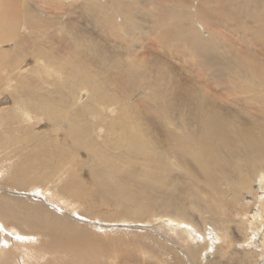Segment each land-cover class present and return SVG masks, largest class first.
<instances>
[{"label": "bare ground", "instance_id": "6f19581e", "mask_svg": "<svg viewBox=\"0 0 264 264\" xmlns=\"http://www.w3.org/2000/svg\"><path fill=\"white\" fill-rule=\"evenodd\" d=\"M151 1L128 0L131 3L125 4L122 0H99L95 6L92 4L90 10L96 17L101 16L100 9L109 8L122 16L124 21L133 17L142 18V15L153 24L158 21L159 36L171 37L170 40L180 47L183 42L189 43L199 54L198 63L208 68L210 78L207 82L206 77L202 80L197 78L189 91L177 90L172 99L168 98L160 106L162 121L160 118L159 123L146 121L154 128L153 131L137 124L138 121L137 125L133 124L137 118H134L136 114L130 105L119 108V102L123 104V96L117 92L119 88L126 93L132 91L136 73L120 69L115 49L108 42V49L101 47L104 38L93 32L69 30L71 33H66L71 36L72 43L65 35L54 34L50 31L51 24L46 22V14L35 13L29 0H0V96L5 103L10 101L3 110L0 109V129L6 125L7 119L17 130L23 125L38 130L41 123L48 121L52 127L49 132L52 138L61 133L65 140L72 143L59 148L44 131L38 136L47 135L46 139L38 140L37 144L54 147L49 151L43 149L60 157L77 147L75 153L82 160L79 164L89 178L100 186L102 193L125 204L123 209L129 215L151 214L157 207L173 215L176 224L190 225L191 228L195 226L191 210L208 215L211 221L208 226L211 228L209 233H202L205 244L188 227V230L178 231L188 249L171 250L168 252L171 257L180 254V259L186 264H233L231 259L234 256H228V252L232 251L240 254V264H264V0H242L241 3L237 0H197L193 11L196 15L206 18L222 9L229 16L235 13L238 16L240 13L234 10L242 8L245 20L238 24L245 30H251L254 25L246 23L249 17L260 31L254 32L255 35L249 32L256 41L247 36L244 47L227 39L226 54L216 44L214 47L208 45L188 20L195 0H155L160 5L158 11L157 7L145 9L144 6L152 5ZM214 1L218 3L209 5ZM138 2L143 8H137V12L144 10V13L132 14L130 7ZM260 8L261 14H255ZM217 20L214 21L220 23ZM108 22L116 32V21L109 17ZM109 36L117 38L113 34ZM66 51L70 53L66 55ZM28 54L33 56V66L25 62ZM224 74L228 77L226 80L221 78ZM213 81L216 82L214 85ZM152 86L155 88L154 95L165 96L157 83ZM199 88L206 89L208 94L203 93L201 97L204 98H192ZM0 104L4 102L1 100ZM112 113L117 114L116 119L110 118ZM33 141L36 144V140ZM79 148L85 154L79 152ZM16 174L14 187H0V264H48V261L57 259V252L64 248L59 245L60 241L76 236V229L81 224H77L79 221L88 222L103 231L104 227L142 226V223L109 225L85 221L78 218L84 216L75 210L71 197L70 200L67 196L53 195V192L49 193V186L42 188L38 184L32 187L35 178H28L24 172ZM61 179L53 186L64 181ZM167 179H170V187H167L168 192L163 193V189L167 190L163 187ZM23 182L28 183L30 192L24 191ZM68 184L65 183L69 188L71 184ZM55 188L51 190L55 192ZM1 190L10 193L3 192L4 195ZM149 191L164 194V197L147 196ZM38 193L44 196L40 201H37ZM24 198L36 202L32 206L23 205ZM10 200L28 212L20 213L22 208L19 213L15 212L18 207L15 209ZM129 206L136 207L134 211L137 213H129ZM231 224L235 230H242V236L235 234L233 229L231 232ZM23 226L26 228H20ZM189 239L194 241V245H189ZM236 242L242 244L236 245ZM214 245L222 248V256L228 262L205 260ZM152 257L156 260L158 256L153 254ZM110 261L115 263L113 259ZM59 264H62L61 260Z\"/></svg>", "mask_w": 264, "mask_h": 264}, {"label": "rangeland", "instance_id": "374dc122", "mask_svg": "<svg viewBox=\"0 0 264 264\" xmlns=\"http://www.w3.org/2000/svg\"><path fill=\"white\" fill-rule=\"evenodd\" d=\"M31 1H32L31 8L35 13L38 12V13L46 14L47 16L46 22L51 24L50 26L51 32H54V34L65 35L71 43L73 42L72 38L69 34L66 33L69 30H73L74 32H79L80 30H83V32H93L95 33V35L99 34L98 36H101L100 37L101 39L104 38L101 47L104 46L106 49H108V47L106 46V42H108L109 46L112 49H115V51L118 53L117 60L119 61L120 69L123 68L124 72L126 73H130V74L136 73L133 78L136 79L135 82L137 85L134 84L132 91H130L129 93H126L119 88V90L121 91L120 92L118 90L121 93L120 94L119 92L116 91V89H114L115 91L113 90L114 92H117V94H119L121 97L123 96L122 97L123 104L119 102V108L121 109L125 107L126 105H130L131 109L135 112L136 115H133V116L134 118H137V119L136 121L134 119V123H133L134 125L140 124L141 126L149 127L153 131L154 128L151 127L149 124H147L146 121L151 122V123H159V118L162 121L163 116L161 114L160 106L164 104L168 98L172 99V97L176 94L177 90L178 92H180L179 90L182 91L183 89L184 93L186 90L189 91V88L191 84L193 83V81L197 82L196 81L197 78L202 80L201 79L202 77H206L205 78L206 82L210 78V76L207 74L208 68L202 67L203 65L198 63L199 54L197 53V51L196 53L194 52V48L192 45H190L189 43L185 44L183 42V45H181L180 47L176 45L174 41L170 40L171 37L166 36V38L168 39L166 40L164 35H160V36L158 35L160 31L158 27L159 24H157L158 21H154V24H153L151 20L146 19L143 15H142V18L133 17L131 18L132 20L130 19L128 21H124L122 19V16H120L116 12L113 13V11H111V9L109 8L100 9L99 13L102 10V14L101 16L99 15V17H96L93 15V12L90 9H92L91 8L92 4L95 6V3L98 2L99 0H51L52 2L47 1L46 3L39 2L37 0H29V2ZM154 1L155 0L151 1L152 5L144 6L145 9L146 8L154 9L155 7H157L158 9L156 11H158L160 9V5ZM122 2L125 4L131 3V2H128V0H122ZM153 2L155 3V5ZM236 2L241 3L242 0H237ZM197 3H198L197 0H195L192 3L191 5L192 7L190 8L192 14H191V18L188 20L191 21V25H193L196 28V30L200 32L199 34L200 37H202L204 40L205 39L207 40L208 45H211L214 47V44H216L219 47V49L225 54L228 51L227 45H226L227 39H230V41H232L237 46L244 47L245 37L252 36L250 35L249 32H253V35H255L254 32H260L256 28V25L251 22V19L249 17L246 18L248 20V22L246 23H248L249 25H254V27H250L251 30H248V29L245 30L244 28H242L241 24H238L239 22H244L245 20L243 16L244 12L242 11V8H235L234 11L240 13L238 14V16H236L235 12H234L235 13L234 16H229L225 12V10L221 9V11H215L214 15L203 18L199 15H196L193 12L195 8V4ZM216 3L218 2L214 1V3L212 2L209 3V5L216 4ZM104 7H110V6L105 5ZM139 7L143 8V6L141 5V2L133 4L130 7L132 14L137 15L140 13H144V10L137 12V8ZM261 12H262V8L257 10L255 14H261ZM109 17H112V19L116 21V24H115L117 28L116 32L114 31V28L113 29L110 28V24L108 22ZM93 18L95 21L93 20ZM216 18L218 19L217 21H220L221 24L216 23L214 21ZM101 19L103 20L102 24L100 23ZM130 29H133V31L129 32ZM68 33H71V32H68ZM129 33H132L133 35ZM111 34H113L114 36L116 35L117 38H114V37L111 38L109 36ZM252 37H249V38H252ZM254 40L256 41V38H254ZM69 53L70 52L66 51V55H68ZM159 55L162 57L160 58ZM32 57L33 56L31 54L27 55L25 62L29 64L28 66L34 65ZM216 70H218V68H216ZM4 71L5 70H2V72ZM226 77H227L226 74H224L221 78H224L226 80ZM154 83H157L161 87V91L166 93L165 96L154 95L155 88L154 86H152ZM214 83L216 82L213 81L212 85H214ZM210 84H211V81H210ZM179 87L181 88L179 89ZM212 88L214 89L213 86ZM199 89L200 90L193 93L192 98L198 97L200 99V98H204V97H201V95L208 94L206 89H203V88H199ZM65 91H67V89ZM1 100L4 102V104H0V109L2 108L4 109L5 106L9 105L10 101L5 103V100H3V96H0V101ZM81 100L84 101L85 99H81ZM158 102L160 103L158 104ZM110 118L116 119L117 114L116 113L110 114ZM105 119L108 121H112L111 119H108L106 117ZM38 128L39 129L37 130V128H32L31 126L23 125L17 130L14 127V124L10 123V120L7 119L6 125H4V127L0 129V147H1L0 148V171L3 170L0 172V187H2L3 189H5L4 187H7V186L14 187V185L12 184H14V180L17 175L16 173L24 172L26 173L28 178H31V177L35 178V182L32 185V187L38 184H40L38 186L40 187L42 186V188L45 186L47 187L49 186V189H50L49 193L53 192L52 193L53 195L67 196L66 198L69 197L68 199L70 200L72 198V201H74L76 205L74 206L75 210L79 212L82 216L86 217V218L84 217H78V218H81V219L83 218L85 219V221L92 220L96 223H104V224H109V225L125 224V223L127 225L129 224L135 225L137 223L139 224L142 223L141 224L142 226L140 225L139 226H122V228L120 226H117V229H110V227H104L106 228L104 232L103 230L96 229L95 226L92 227L91 226L92 224L89 225L88 222L79 221V223L77 224L81 223L79 225L80 227H77L78 229H76V231L78 230L77 231L78 236L76 234V236H74L73 238L68 239L67 241L65 240L66 243L64 240H61L59 245L61 244L60 246H64V248L59 250L60 252L59 251L57 252V259H53V261L50 260L51 262L48 261V264H59L60 260L62 261V264H74V263L75 264H126V263L127 264H164V263L165 264H169V263L170 264H186L184 260L180 259V254H175L173 257H171V254L168 252L171 250L177 251V250H180V248L182 251H185L188 249L187 247L188 244L186 245L185 243H182L183 239L181 238V236H179L180 234L178 233V231H181V230H185V229L188 230V227L190 228V230L193 229L192 232L193 231L195 232V233L193 232V235L197 236V239L202 241V244H205L206 240H204L205 238H203L202 233H204L205 231H207L206 233H209L210 228H211L208 226L209 224H211V221L208 215H206L205 213L202 214L201 212L196 211V209L191 210L190 213H191V216H193L192 217L193 223H195V226L193 225L192 226L193 228H191L190 225L176 224L177 220H173L175 219L173 215L164 213L157 207H156L155 212L151 213L152 216L151 214H146V213L145 215L142 214L138 216H133V215H129L125 213V210H124L125 204L118 202L119 200H117L116 198L112 199L107 194L102 193V189L100 188V186L98 187V185L94 184L92 179L89 178V175L86 174L85 170L81 167L82 164H79L82 161L81 158L78 156V153H75V151H78L77 147L75 150H69V152L64 154V156L60 157L54 154L53 152H52L53 155H51L45 151V150L49 151L50 149H55L54 147H49V148L42 147L41 145L37 144L38 140L46 139L47 135L38 136L39 133H42L44 131H47V134L50 137V140L55 142V144L57 143L56 146L59 148H61L62 145H65L67 143L69 144L72 143L70 140H65L64 137H62L61 133L59 136L54 135V137L52 138V136H50L49 134V132L52 131V127L48 121H44V123H41ZM97 132L100 133L99 131ZM33 139L36 140V144H34ZM79 152H82L83 154H85V152L82 151V149H80ZM56 167L58 169H56ZM78 168L79 169L82 168V169L79 170ZM52 174H58L60 175V177L57 175H54L55 176L54 177ZM56 176H57V179H55ZM61 178L64 181H60L58 185H55L56 186L55 192H54V189H52L53 190L52 191L51 188L55 187L53 185L57 184V182ZM168 180L170 179H167V181ZM68 182H69L68 185L71 184L69 188L68 186H66L67 184L65 185V183H68ZM81 182H84V183H81ZM169 182L170 181L165 183V185L163 186L164 188L166 187L165 189H167V190L163 189V193L164 191L168 192L169 188L167 187H170L168 184ZM27 186H28V183L23 182V189L26 188L24 191L30 192L29 188L27 189ZM61 186H62L61 189L64 188L65 190L61 191L60 189ZM80 188H83V189L81 190ZM1 191L2 193L9 192L5 190L4 191L1 190ZM56 192H59V193L57 194ZM76 192H79V194ZM151 192L150 191L146 192V195L147 196L153 195L155 198H158V196H160V198L164 197V194H161V193L154 194ZM103 195L105 197H103ZM37 196H38L37 201H40L44 197L40 193H38ZM23 200H24L23 205H28V206H32L34 205L33 202H36V200H32V199H30L31 201L29 199L26 200L25 198ZM9 202H11V204L14 203L12 200H10ZM81 205H82V208H81ZM15 207L16 208L18 207V208L16 209ZM14 208L16 209L15 212L17 213L20 212L21 208L23 211L21 210L20 213L28 212L22 206H19L16 203H14ZM67 209H70V208H67ZM135 209L137 208L134 206L127 207V211L129 213H137L134 211ZM121 214H123L122 215L123 218L121 217ZM119 215L120 217L118 218ZM139 216L141 217L139 218ZM46 218L47 216L43 217V220H45ZM123 219H129L130 221L123 220ZM170 219H172V221ZM81 225L83 226V228H81ZM127 227H131V228H127ZM203 227L207 228V230L202 229ZM20 228L25 229L26 227L23 226ZM84 228H86L85 229L86 231L84 230ZM232 229L235 230V227L234 225L232 226L231 224V228H230L231 232L233 231ZM79 231H81V233H79ZM108 232H111V233H108ZM234 233L239 235V237L242 236L241 229H236ZM79 234L81 235V237H79ZM237 235L235 236L236 239L239 238ZM201 236H202V239H201ZM207 236L208 234H206V237ZM43 241L45 243L47 242L46 240H43ZM188 241H190L189 242L190 246L194 245V241H191L190 239ZM180 242L181 244H179ZM236 243H237L236 245H238L239 242H236ZM161 244L163 247L161 246ZM239 244H242V243H239ZM158 245L159 247H157ZM66 248H67V251H66ZM157 248L159 249L157 250ZM62 250H65L67 253L65 251L62 252ZM212 250L210 253L207 254L208 256L205 258V260L212 259L213 261H221V260H226L227 262L229 261L224 255L222 256L224 252L222 248H218L217 246L215 247L214 245ZM240 251L244 252L243 250H240ZM140 252H142V254ZM153 254L155 257L158 256L156 257V260L154 257H152ZM163 254L164 256H162L161 258V255ZM228 254H229L228 256H232V255L234 256L233 259H231L234 262L231 261V263L240 264L241 262L240 254L232 252V251H229ZM147 255H152V256H147ZM168 256H169V259H168ZM111 258L113 259V261H115V263L114 262L112 263V261H110L112 260Z\"/></svg>", "mask_w": 264, "mask_h": 264}]
</instances>
